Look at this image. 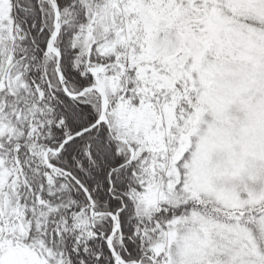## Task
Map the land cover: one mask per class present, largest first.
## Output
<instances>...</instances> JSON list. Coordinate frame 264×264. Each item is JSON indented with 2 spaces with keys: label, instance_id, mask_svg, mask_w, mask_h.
<instances>
[{
  "label": "snow or ice",
  "instance_id": "6c2138e0",
  "mask_svg": "<svg viewBox=\"0 0 264 264\" xmlns=\"http://www.w3.org/2000/svg\"><path fill=\"white\" fill-rule=\"evenodd\" d=\"M0 264H264V0H0Z\"/></svg>",
  "mask_w": 264,
  "mask_h": 264
}]
</instances>
